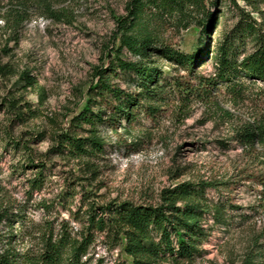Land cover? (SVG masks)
I'll return each mask as SVG.
<instances>
[{"label": "rangeland", "instance_id": "1", "mask_svg": "<svg viewBox=\"0 0 264 264\" xmlns=\"http://www.w3.org/2000/svg\"><path fill=\"white\" fill-rule=\"evenodd\" d=\"M129 1L0 4V132L8 129L12 137L28 144L24 153L0 147V210L6 208L13 218V222H0V248L38 253L49 226L57 234L65 223L78 235L85 226L88 200L156 204L162 190L183 181L212 180L254 170L253 156L234 137L236 128L253 120L256 110L250 103L235 104L224 98L218 105L194 101L186 107L172 100L157 118L143 115L126 128L125 121L117 128L101 124L98 135L106 143L105 152L93 159L51 151L58 133L90 135L89 124L78 129L73 120L88 104L90 88L97 82L96 67L108 66L110 56H114L111 48L120 45L118 20L127 14ZM258 4L262 14L254 15L262 20L264 0ZM223 28L214 35V48ZM200 31L197 22L187 29L166 27L163 39L191 53L198 46ZM123 56L138 58L126 50ZM160 64L168 76L179 72L167 61ZM202 69L213 72L214 62ZM24 71L36 80V86L26 87L20 77ZM118 82L128 86V80ZM11 101L18 108L9 111ZM22 112L27 113L24 119L19 118ZM15 155L19 159L33 156L47 164L44 172L48 180L43 190L31 191L29 187L37 169L14 171ZM239 182L231 193L238 208L228 211L236 222L257 205L260 190L254 181ZM209 194L213 196L214 191ZM80 209L81 215H75ZM205 226L211 229L202 242L203 257L165 264H243L264 226V215L257 213L243 227L229 229L209 216ZM120 256L128 258L121 247L112 249L105 236L98 234L85 261L96 264L100 257L110 262Z\"/></svg>", "mask_w": 264, "mask_h": 264}, {"label": "trees", "instance_id": "2", "mask_svg": "<svg viewBox=\"0 0 264 264\" xmlns=\"http://www.w3.org/2000/svg\"><path fill=\"white\" fill-rule=\"evenodd\" d=\"M5 1L29 0H0V4ZM258 2L130 0L127 14L118 20L120 45L111 48L110 54L114 56H110L108 66L96 67L97 82L90 88L88 104L73 120L78 129L89 124L90 135L58 133L57 144L51 149L75 159H93L105 152L106 143L98 135L101 124L117 128L125 121L126 128L143 115L157 118L172 100L186 107L194 101L218 105L224 98L235 104L250 103L256 110L254 119L237 127L234 137L253 156L252 162L257 164H253L254 170H245L249 173L246 175L242 170L229 177L183 181L162 190L156 204L131 201L98 204L88 200L85 226L78 235H73L66 223L57 234L49 226L38 253L0 248V264H87L85 257L98 234L105 236L112 249L121 247L128 258L120 256L106 262L100 257L96 264L187 263L204 256L202 242L211 229L205 226L209 216L217 225L229 229L243 227L257 213L264 215V19L254 15L262 14ZM194 22L201 27L195 51H180L164 41L166 27L187 29ZM222 26L214 48V35ZM125 50L138 58L124 57ZM161 61L175 66L178 74L166 75ZM212 61L214 71L204 72L202 67ZM20 77L26 87L37 84L26 71ZM118 80H128V86L124 88ZM7 107L10 111L18 105L11 101ZM26 114L22 112L19 118L24 119ZM3 145L18 153L28 149V144L12 137L8 129L0 132V147ZM15 160L14 171L37 169L29 180V187L31 191L43 190L48 180L44 172L47 164L37 162L33 156L19 159L15 155ZM240 179L254 181L260 190L257 205L241 214L236 222L228 211L238 208L231 201V193ZM211 191L213 196L209 194ZM44 207L49 206L46 203ZM81 210L75 215H81ZM5 220L13 222L6 208L0 210V222ZM243 264H264V226Z\"/></svg>", "mask_w": 264, "mask_h": 264}]
</instances>
